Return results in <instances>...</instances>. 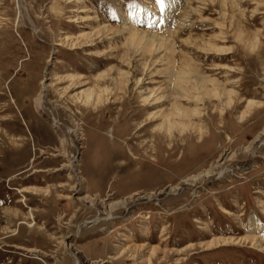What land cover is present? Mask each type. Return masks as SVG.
Wrapping results in <instances>:
<instances>
[{"label": "rangeland", "instance_id": "obj_1", "mask_svg": "<svg viewBox=\"0 0 264 264\" xmlns=\"http://www.w3.org/2000/svg\"><path fill=\"white\" fill-rule=\"evenodd\" d=\"M263 245L264 0H0V264Z\"/></svg>", "mask_w": 264, "mask_h": 264}, {"label": "bare ground", "instance_id": "obj_2", "mask_svg": "<svg viewBox=\"0 0 264 264\" xmlns=\"http://www.w3.org/2000/svg\"><path fill=\"white\" fill-rule=\"evenodd\" d=\"M134 36V35H133ZM133 36H132V38H133ZM100 95H97V94H95V92L94 91H92V90H88V91H86L83 95H82V103L84 104V105H91V106H96L97 104H99L100 102ZM176 114L177 115H181L182 117H187L188 118V113H186L185 111H181L180 109H177L176 110ZM173 116H171V115H169L165 120H164V122H165V124H166V134H171V131L172 130H174L175 128H177L178 126V124H176L174 121H172V120H174L175 118H172ZM179 117V116H178ZM171 118V119H170ZM242 118L243 117H241V118H239V119H241L242 120ZM240 120V121H241ZM22 191V190H21ZM251 227H252V225H251ZM253 228L255 229V230H253V232L254 231H259V225H258V223H256V222H254V224H253ZM255 233V232H254ZM225 241V240H224ZM243 241H250L251 243H253V245H257V246H262L261 245V242H259V241H257V240H255L254 238H252V239H249V238H244V240ZM215 243L216 242H211V243H209V244H207V246L209 247H211V246H213V245H215ZM225 243V242H224ZM248 243V242H247ZM264 246V245H263ZM153 252V251H152Z\"/></svg>", "mask_w": 264, "mask_h": 264}]
</instances>
